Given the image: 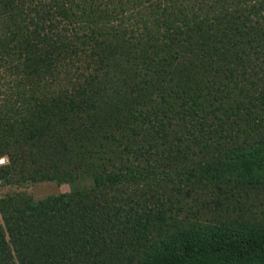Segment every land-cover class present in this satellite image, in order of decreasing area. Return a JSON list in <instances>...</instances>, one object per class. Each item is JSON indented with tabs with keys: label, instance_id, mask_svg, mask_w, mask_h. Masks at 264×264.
Returning <instances> with one entry per match:
<instances>
[{
	"label": "trees",
	"instance_id": "obj_1",
	"mask_svg": "<svg viewBox=\"0 0 264 264\" xmlns=\"http://www.w3.org/2000/svg\"><path fill=\"white\" fill-rule=\"evenodd\" d=\"M116 1L0 0V62L17 83L5 116L19 114L0 127V157L25 142L56 166L24 178L70 187L0 196V264H264L263 209L236 215L220 200L210 209L203 195L200 219L180 198L219 180L244 202L264 189V0H119L135 7L134 29L114 17ZM118 58L147 67L141 81L157 96L135 92L144 111L108 110L133 92L119 91L118 74L131 71L114 69ZM176 65L222 76L229 106L188 97L162 109L151 79ZM119 127L124 142L108 161L101 152ZM207 132L209 160L182 163L204 151Z\"/></svg>",
	"mask_w": 264,
	"mask_h": 264
},
{
	"label": "rangeland",
	"instance_id": "obj_2",
	"mask_svg": "<svg viewBox=\"0 0 264 264\" xmlns=\"http://www.w3.org/2000/svg\"><path fill=\"white\" fill-rule=\"evenodd\" d=\"M115 10L118 13L123 12V14H115L114 17L116 19L122 20L124 23H132L130 26L131 29L136 27V19L137 15L135 14L136 9L131 2L123 1V3L116 1ZM133 10V11H132ZM123 15V16H122ZM138 60V63H137ZM143 59H132L125 58L124 60H120L119 58L116 60H112L111 65L114 69H121L124 75L129 73V76H125L124 78L118 74L117 77V85L122 92L124 86L127 85V91L131 92L127 94L129 99L122 98V101L118 100L119 96H114L112 100L109 101V107L114 113L119 114L118 111L121 109V106L125 102L127 107L135 112L140 110H145L148 108V104L143 101H138L134 99V94L138 91L139 88L143 89V93H146L148 90L149 94L154 99L157 96L156 92H152L150 85L148 84V80L144 77V81H141V77L143 74L147 73V67H144V64L141 63ZM123 65V66H121ZM163 72L158 74L157 77H153L151 80L159 87V91L162 90L163 95L165 96L166 103L163 108L174 107L179 109L183 107L188 101V97H197L199 101H203L204 103H210V105H223L225 107L229 106V102L233 99V97L229 98L226 89L222 88L221 85V77L222 76H213L207 70H198L195 68H183L179 66L163 67ZM9 78H6V75L3 73V69L0 62V127L6 126L11 123H6V121L12 122L13 120L19 119V114L17 115H7L9 118H6L5 112V103L8 100L9 104L11 102V113L16 106V82L14 76L7 75ZM13 79V80H11ZM143 79V78H142ZM149 79V78H147ZM54 82L58 81V79H54ZM151 81V82H152ZM162 87V88H161ZM158 91V94L160 93ZM222 94L225 96L222 98ZM159 99V97H158ZM125 100V101H124ZM155 100V99H154ZM224 110V109H223ZM116 111V112H115ZM30 125L33 121L32 118H29ZM3 120L5 122H3ZM119 131L116 132V137L109 138L106 142L107 148L101 152L104 156V159L111 161L115 156V152H117L121 146L123 145L124 132L119 127ZM207 130L209 128L207 127ZM257 133L251 135V138L248 141L255 142V137ZM214 133L207 132L206 136L202 142H200L201 146L203 145L204 151L198 152L196 149H190L189 152L182 153V157L180 159L182 163L189 167H193L196 170L204 165L203 163L209 160L212 149L206 148L208 144L214 143ZM241 137L238 139V144L241 142H245ZM249 143V142H245ZM103 156L97 158V161H103ZM178 160V161H179ZM6 166L7 168L0 171V196L11 193L13 191H26L30 195H32L35 199L42 198L49 194H57L68 192L70 190L68 183H57L49 180H27L24 178L28 174H31L34 171H51L56 166L51 163L50 159L45 155H41L35 152L31 146H29L25 142H18L11 146L8 151V155H4L0 157V167ZM11 177V178H10ZM7 178H10L9 181H6ZM264 187V186H263ZM208 193V194H204ZM207 196L209 200L210 209H214L215 206H218V200L227 203L228 208H231L233 213L236 215L244 214L245 212H256L259 210H264V189L260 190L257 193L256 197L248 199L244 202L242 194H239L238 190L232 188L231 183L228 180H219L216 183L206 187L202 190L190 189L185 194L180 196L182 202L186 205V209L193 216H196L200 219L207 217V210L202 204L203 198L207 200L205 196ZM207 207L206 209H208Z\"/></svg>",
	"mask_w": 264,
	"mask_h": 264
}]
</instances>
